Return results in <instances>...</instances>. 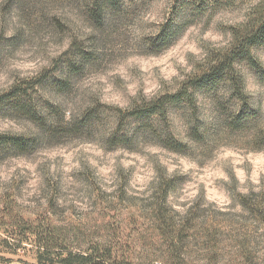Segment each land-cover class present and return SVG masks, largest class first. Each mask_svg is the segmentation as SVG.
Here are the masks:
<instances>
[{"label": "rangeland", "instance_id": "obj_1", "mask_svg": "<svg viewBox=\"0 0 264 264\" xmlns=\"http://www.w3.org/2000/svg\"><path fill=\"white\" fill-rule=\"evenodd\" d=\"M89 1L0 0V94L48 74L38 86L40 99L58 105L71 122L99 102L124 108L175 91L232 46L235 27L261 0L202 14H179L175 0H123L102 25L89 16ZM171 17L186 27L169 47L153 52L151 38ZM77 45L82 54L75 61L83 69L69 73L66 53L72 48L75 56ZM254 54L264 71V47ZM239 67L256 121L230 130L221 100L200 95L203 141L190 134V109H172L168 129L188 144L183 151L149 132L134 133L133 126L127 130L133 144L111 148L105 137L115 127V108H102V120L83 133L61 129L53 138L0 109V132L43 137L28 154L0 156V257L37 264L35 235L23 226L29 221L57 225L69 247L115 243L146 264H264V82L258 70ZM66 80L63 89L67 84L58 83ZM165 181H172L164 206L170 229L185 235L178 259L158 229Z\"/></svg>", "mask_w": 264, "mask_h": 264}, {"label": "trees", "instance_id": "obj_2", "mask_svg": "<svg viewBox=\"0 0 264 264\" xmlns=\"http://www.w3.org/2000/svg\"><path fill=\"white\" fill-rule=\"evenodd\" d=\"M176 9L190 10L193 13H206L232 5L237 0H175ZM123 0H90L87 12L97 24H104L109 13L122 5ZM185 22L171 18L167 19L158 34L151 38L150 48L159 52L169 47L185 28ZM258 47H264V0H261L253 9L248 21L234 29V42L232 46L221 52L207 68L186 78L180 86L171 92H165L151 98H143L128 107H114L105 103H97L85 111L80 120L66 121L65 115L58 105L48 100H41L38 86H42L50 79L48 74L32 79H23L14 83L9 89L0 94V109L9 108L12 112L24 116L44 129V138H53L61 129H72L75 133H83L86 128L95 126L102 120V108H115V127L106 137L105 142L111 148L116 146H130L133 144V135L128 133L129 126H133L134 133L149 132L158 138V142L167 148L183 151L188 144L179 140L169 131L171 125L172 109L174 107H187L193 114L194 125L190 130L191 136L198 142L203 141L206 133L200 127L199 97L200 95L216 96L226 108L224 124L233 131H240L252 125L258 117V111L251 106L250 97L245 89L244 76L240 70L242 63L259 71L264 82L262 65L254 54ZM66 53L67 69L75 73L83 69L75 59L82 54L80 46H73L76 57ZM90 57L85 55V59ZM83 59V58H82ZM83 59V61H86ZM63 84V85H62ZM65 84H67L65 86ZM58 85L68 87V81H61ZM61 86V87H62ZM228 97L226 106L222 103L224 96ZM132 133V134H134ZM41 139L33 136L16 135L0 132V156L9 154L23 155L32 151V148ZM264 140V137H261ZM172 188V181L163 183L161 202L158 209L160 234L162 240L175 252V258H180L185 241L184 230L170 229V219L164 209L165 202ZM246 195L242 197V204L248 206ZM24 231L35 235L37 247V264H146L134 254L122 250L115 243L96 241L86 248L69 247L61 238L57 225H33L24 221ZM65 238V237H64ZM67 240V239H66ZM2 264H30L27 262L14 263L12 259L2 258Z\"/></svg>", "mask_w": 264, "mask_h": 264}]
</instances>
